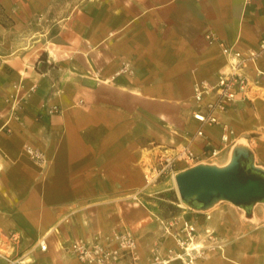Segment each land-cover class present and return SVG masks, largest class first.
Returning a JSON list of instances; mask_svg holds the SVG:
<instances>
[{
    "label": "crops",
    "instance_id": "1",
    "mask_svg": "<svg viewBox=\"0 0 264 264\" xmlns=\"http://www.w3.org/2000/svg\"><path fill=\"white\" fill-rule=\"evenodd\" d=\"M63 1L0 0V230L19 231L20 252L36 264H81L66 249L70 242L125 226L145 263L161 234L150 208L129 198L146 186L144 150L181 118L197 131L194 84L216 83L227 71L221 44L259 49L264 0H137L136 10L78 0L88 4L71 14L59 10ZM208 32L218 41L210 44ZM125 63L132 74L115 77ZM258 65L264 69V54ZM187 97L193 105L181 109ZM257 103H235L222 121L235 130L230 120ZM167 132L165 140L174 141ZM206 134L220 145L218 126ZM25 145L42 151L45 162L34 163ZM44 236L47 252L37 246ZM200 264H264V233Z\"/></svg>",
    "mask_w": 264,
    "mask_h": 264
},
{
    "label": "built area",
    "instance_id": "2",
    "mask_svg": "<svg viewBox=\"0 0 264 264\" xmlns=\"http://www.w3.org/2000/svg\"><path fill=\"white\" fill-rule=\"evenodd\" d=\"M205 37L210 44L218 41L212 32L206 33ZM221 46L222 53L228 61L227 71L219 75L216 83L199 81L194 84L197 109L193 112V118L198 123L197 131L189 137L186 144L178 147L174 154L157 156V162L145 175L146 186L155 184L164 176L174 177L178 173L175 169L178 163L193 167L204 160L228 154L235 142V130L222 121V116L235 103L244 100L253 101L259 97L260 92L264 91V69L258 65L264 54V35L256 51L241 52L224 44ZM251 67L254 76H250ZM132 72L130 65L125 63L116 72L115 77ZM205 100L207 103L203 105ZM57 111L58 109L54 107L50 113ZM217 126L220 128L219 146H216L206 134L207 128ZM198 142L203 143L199 153L193 149ZM23 150L37 165L45 162V155L39 149L25 145ZM138 194L133 198L135 201H139ZM157 221L162 232L161 240L151 249L145 263L135 233L125 226L114 229L107 236H96L89 241L74 240L66 249L81 264H198L210 253L222 249L210 229H206L204 234H201L193 222L184 218L180 226L178 221L169 222L160 218H157ZM169 239L173 240L174 245H166ZM22 241L23 236L19 231L0 230V259L6 264H36L31 253L20 252ZM37 246L40 251L47 252L49 247L47 236L39 239Z\"/></svg>",
    "mask_w": 264,
    "mask_h": 264
},
{
    "label": "rangeland",
    "instance_id": "3",
    "mask_svg": "<svg viewBox=\"0 0 264 264\" xmlns=\"http://www.w3.org/2000/svg\"><path fill=\"white\" fill-rule=\"evenodd\" d=\"M136 1L137 0H112L109 2H111L113 8L118 9L127 4L132 8V5H134ZM139 1L142 2V0ZM144 2L147 5L151 3V0H144ZM91 3H93L97 9L103 8L106 4L105 0H96ZM87 4L88 1L64 0L59 4L58 8L64 14H71L72 12L77 13L79 9L85 8ZM54 8L56 9L57 6ZM134 8V10H136V8L139 7L134 5ZM180 83L182 84L183 82ZM258 98L260 100V103H257L258 105L251 104L249 107L242 106L240 112H237L238 116L231 119L230 122L235 128V142L240 139L246 140L256 154L257 164L264 166V91L260 92ZM178 105L181 109L192 107L193 98H182ZM167 130H170L172 134L175 135L174 141L165 140L166 137L164 136H167ZM155 136H159V142L156 141L155 144H150V146L144 150L143 161L145 175L150 172V169L157 162V156L162 154H174L178 147L188 142L189 137L192 136V132L185 129V123L181 118L178 124H172L171 127L167 126L166 128H161L160 132L155 133ZM206 161H208L207 163L224 164L227 161V157L224 158L222 156ZM184 167H186L184 164L178 163L175 169L180 172L184 170L182 169ZM176 187V182L172 176H164L155 184L145 186L138 195L140 200L154 213L156 219L160 218L169 222L178 221V225L180 226L184 218L187 221L193 222L201 234H204L206 229H210L214 232L222 249L210 253L205 259L200 260L198 264L207 260L210 255L228 257V250L230 251L235 244L247 238L249 234L264 233L263 205H258L254 209L255 221L245 220L243 217L244 212L229 202H223L209 212L198 213L190 210L187 206V208L183 206ZM136 195V193H130L129 198L133 199ZM135 202L137 203L138 201ZM208 217L210 218L208 219ZM210 222L212 226H208ZM160 234L162 236L161 231ZM246 248H249L248 243Z\"/></svg>",
    "mask_w": 264,
    "mask_h": 264
},
{
    "label": "water",
    "instance_id": "4",
    "mask_svg": "<svg viewBox=\"0 0 264 264\" xmlns=\"http://www.w3.org/2000/svg\"><path fill=\"white\" fill-rule=\"evenodd\" d=\"M183 205L206 213L223 202L244 212V219L255 221L254 209L264 206V166L249 143L240 139L230 148L224 164L200 162L175 176Z\"/></svg>",
    "mask_w": 264,
    "mask_h": 264
},
{
    "label": "bare ground",
    "instance_id": "5",
    "mask_svg": "<svg viewBox=\"0 0 264 264\" xmlns=\"http://www.w3.org/2000/svg\"><path fill=\"white\" fill-rule=\"evenodd\" d=\"M175 176H176V175H174V177H173V178H174V180H175ZM175 182H176V180H175ZM176 188H177V187H176ZM183 206H184V207H186L185 205H183ZM186 208H187V207H186Z\"/></svg>",
    "mask_w": 264,
    "mask_h": 264
},
{
    "label": "trees",
    "instance_id": "6",
    "mask_svg": "<svg viewBox=\"0 0 264 264\" xmlns=\"http://www.w3.org/2000/svg\"><path fill=\"white\" fill-rule=\"evenodd\" d=\"M42 58H44V55L42 56Z\"/></svg>",
    "mask_w": 264,
    "mask_h": 264
}]
</instances>
